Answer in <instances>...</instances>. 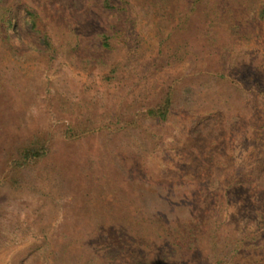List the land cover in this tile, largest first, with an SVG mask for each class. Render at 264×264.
<instances>
[{"label":"rangeland","instance_id":"374dc122","mask_svg":"<svg viewBox=\"0 0 264 264\" xmlns=\"http://www.w3.org/2000/svg\"><path fill=\"white\" fill-rule=\"evenodd\" d=\"M194 1L0 0V264H264V0Z\"/></svg>","mask_w":264,"mask_h":264},{"label":"trees","instance_id":"16d2710c","mask_svg":"<svg viewBox=\"0 0 264 264\" xmlns=\"http://www.w3.org/2000/svg\"><path fill=\"white\" fill-rule=\"evenodd\" d=\"M198 1L201 2L202 0L194 1V7L198 5ZM4 8L0 6V27L2 33L7 35L8 31L11 30L10 26L14 21L10 16L11 10L7 9L5 6ZM29 14L31 16L30 22L32 23L34 30L36 29L37 32H40L42 36L45 35V32L38 26L40 17L39 14L34 11L30 12ZM260 14L264 16V8L261 9ZM257 94L264 96V84L260 86V90ZM172 106L173 98L171 97V92H169L163 103L159 104L155 108L150 109L146 116L153 120L166 121L172 112ZM48 153L49 147L46 143V140L43 137L35 136L30 143L17 149L15 159L12 162V169L15 171L14 175L20 176L24 167L30 166L33 163L45 158ZM257 236H261L262 238L264 237V227L259 229L258 233L251 234L249 239H259ZM176 250L177 248L175 247L174 252Z\"/></svg>","mask_w":264,"mask_h":264}]
</instances>
